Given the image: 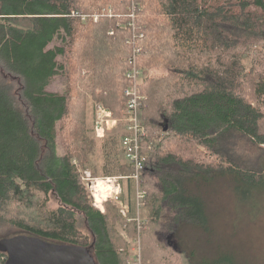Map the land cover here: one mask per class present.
<instances>
[{
    "label": "trees",
    "instance_id": "1",
    "mask_svg": "<svg viewBox=\"0 0 264 264\" xmlns=\"http://www.w3.org/2000/svg\"><path fill=\"white\" fill-rule=\"evenodd\" d=\"M109 7L98 22L72 15ZM263 45L264 0H0V239L85 247L97 264H131L134 242L140 264H243L230 247L196 259L171 240L189 230L212 243L214 183L230 180L233 195L264 186ZM134 49L147 130L143 221L134 170L121 157L125 131L99 139L87 121L90 101L123 120ZM155 68L168 73L146 77ZM60 72L64 94L48 92ZM241 142L251 148L246 158L236 150ZM85 171L121 178L127 216L112 200L105 213L93 205ZM6 260L0 252V264Z\"/></svg>",
    "mask_w": 264,
    "mask_h": 264
},
{
    "label": "rangeland",
    "instance_id": "2",
    "mask_svg": "<svg viewBox=\"0 0 264 264\" xmlns=\"http://www.w3.org/2000/svg\"><path fill=\"white\" fill-rule=\"evenodd\" d=\"M74 17L78 15L83 16V13L78 11L73 12ZM61 42L58 40L53 42L49 48L59 46ZM248 64V61L245 62ZM143 72V71H142ZM146 77H163L166 76L168 71L164 68L150 69L146 72ZM66 88V78L62 72L52 78L49 86L46 88L48 92L63 95ZM99 104H93L91 101L88 104L87 121L89 128L92 129V136L95 135V124L97 121L96 109ZM104 110H107L102 106ZM119 120V119H118ZM261 131L264 132V117L260 121ZM122 134L126 133L124 124L118 123L116 127H113L108 133L115 131ZM239 151L244 157L251 151V148L244 142H241L237 146ZM56 153L59 157H63L65 154V148L62 143V139L59 136L56 141ZM122 161L126 162L123 154H121ZM97 165V172L100 175H104L101 168L104 162L103 154L98 150L96 157L94 158ZM99 181H105L103 184L96 186L107 187L109 183L107 181L117 177H98L95 178ZM106 184V185H104ZM115 190L110 194L114 197L115 194L121 193L118 184H113ZM231 181L223 182L211 186V193L209 196L210 209L209 213L214 221V234L211 237L212 243H205L202 236L195 235L189 230L182 231L178 236L172 238V244L177 248L186 249L189 252L196 254V259H200L202 256L211 255L214 253L218 246L230 247L237 250L241 256L243 264H264V186L259 188H249L243 185L239 192L233 195L231 188ZM90 191V190H89ZM96 193L92 192L93 205L97 202L95 199ZM100 195L97 196L99 199ZM112 200V199H109ZM114 204L119 208L116 201L112 200ZM51 206H57L56 200L52 199ZM104 206V205H103ZM142 206V205H141ZM141 206L136 209L138 217L145 219L144 207ZM103 208V207H102ZM4 233L0 232V235ZM131 251L133 254V263L137 254L140 253V247L138 243H131Z\"/></svg>",
    "mask_w": 264,
    "mask_h": 264
},
{
    "label": "built area",
    "instance_id": "3",
    "mask_svg": "<svg viewBox=\"0 0 264 264\" xmlns=\"http://www.w3.org/2000/svg\"><path fill=\"white\" fill-rule=\"evenodd\" d=\"M107 13L109 16L112 15V9L111 7L104 9L100 13H96L92 16L90 15H83L78 17L81 18L82 21L86 22L89 18L93 19L95 22H98L99 19L103 14ZM73 17L75 16L74 13H72ZM132 22L129 24L131 27H134V19L135 15L131 14ZM139 51L137 49H134L133 56L131 57V68L127 71V78L130 79L131 85L127 88L125 91V96L127 98V110L125 111V116L123 120H118L113 118L111 111L104 110L102 105H99L96 109V115H97V121L95 124V136L99 139L104 138L105 135L113 128L118 125L119 122L125 123V129L126 134L122 138L121 147L123 149V154L125 157V160L128 164L131 165L132 169L134 170V174L131 176V178L135 181L136 185V200H137V206L138 208L142 205V200L144 196L146 195V192L143 190V181L141 179V171L143 170V162L144 159L142 158V154L140 152V142L141 139L145 136H147V130L145 129V126L143 124L142 120V112H141V101H145V97L141 95L139 87L142 84V81L144 79V73L137 67L136 64V54ZM121 178H118L116 180L111 179L107 181L106 183L109 184H118L119 189L121 190V185L119 183ZM84 181L86 182V185L88 189L90 190L91 194L92 192H95V187L98 184L99 180H96L90 171H85V178ZM105 182V181H104ZM110 198L117 202L119 206L120 213L123 216H127L129 209L126 205H124L120 201V193H117L114 195V197L111 195L110 197H107L106 200ZM96 199V197H95ZM94 206H97V202L94 203ZM101 211L104 213V208L101 209ZM131 264H140V260L137 259Z\"/></svg>",
    "mask_w": 264,
    "mask_h": 264
},
{
    "label": "water",
    "instance_id": "4",
    "mask_svg": "<svg viewBox=\"0 0 264 264\" xmlns=\"http://www.w3.org/2000/svg\"><path fill=\"white\" fill-rule=\"evenodd\" d=\"M0 252L7 254L4 264H97L88 248L28 235L0 239Z\"/></svg>",
    "mask_w": 264,
    "mask_h": 264
},
{
    "label": "bare ground",
    "instance_id": "5",
    "mask_svg": "<svg viewBox=\"0 0 264 264\" xmlns=\"http://www.w3.org/2000/svg\"><path fill=\"white\" fill-rule=\"evenodd\" d=\"M235 11V10H234ZM237 11V10H236ZM241 15V14H240ZM249 15H251V14H249ZM249 15H248V17H249ZM241 17V16H240ZM256 18V17H255ZM254 18V19H255ZM243 19V18H242ZM251 19V18H250ZM255 21V20H254ZM258 21V20H257ZM252 22V21H251ZM254 23V22H253ZM252 23V24H253ZM259 23V22H258ZM257 23V24H258ZM263 26V25H262ZM259 28V27H258ZM255 29V28H254ZM260 29V28H259ZM262 29V28H261ZM251 36V35H250ZM253 37H254V35H253ZM250 38H252V37H250ZM259 39V38H258ZM260 39H262V38H260ZM256 40V39H255ZM252 41V40H251ZM262 41V40H261ZM253 44V43H252ZM259 44V43H258ZM264 46V45H263ZM264 48V47H263ZM68 56V55H67ZM151 64V63H150ZM156 65V64H155ZM170 86H172V85H170ZM171 88V87H170ZM171 91V90H170ZM143 101V100H142ZM142 101H141V106H142ZM173 103V102H172ZM173 105V104H172ZM126 110H127V105H126ZM141 110V109H140ZM181 139V138H180ZM182 139H183V137H182ZM185 139V138H184ZM144 151V150H143ZM120 167V166H119ZM104 182L103 181H98V185H101V184H103ZM104 185H106V184H104ZM114 190H115V187L112 185V184H108V186L107 187H98V189L95 187V192H96V195H95V197H96V200H97V207L98 208H100V209H103L102 207H103V205H104V202L106 201V198L107 197H110V194L111 193H113L114 192ZM98 195H100V197H99V199H97V196Z\"/></svg>",
    "mask_w": 264,
    "mask_h": 264
}]
</instances>
